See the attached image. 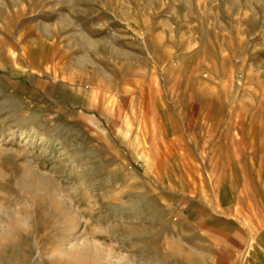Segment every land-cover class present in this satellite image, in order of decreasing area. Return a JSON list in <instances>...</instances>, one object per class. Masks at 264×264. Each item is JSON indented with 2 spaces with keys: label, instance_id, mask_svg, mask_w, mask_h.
I'll list each match as a JSON object with an SVG mask.
<instances>
[{
  "label": "rangeland",
  "instance_id": "obj_1",
  "mask_svg": "<svg viewBox=\"0 0 264 264\" xmlns=\"http://www.w3.org/2000/svg\"><path fill=\"white\" fill-rule=\"evenodd\" d=\"M263 226L264 0H0V264H240Z\"/></svg>",
  "mask_w": 264,
  "mask_h": 264
},
{
  "label": "crops",
  "instance_id": "obj_2",
  "mask_svg": "<svg viewBox=\"0 0 264 264\" xmlns=\"http://www.w3.org/2000/svg\"><path fill=\"white\" fill-rule=\"evenodd\" d=\"M104 102H106V100H104ZM94 103L98 106L97 98ZM89 107L93 108L92 106ZM108 109H110L109 101ZM120 118L121 116H117V119ZM240 264H264V226L258 231V234L254 237V240L249 243V246L245 250Z\"/></svg>",
  "mask_w": 264,
  "mask_h": 264
},
{
  "label": "bare ground",
  "instance_id": "obj_3",
  "mask_svg": "<svg viewBox=\"0 0 264 264\" xmlns=\"http://www.w3.org/2000/svg\"><path fill=\"white\" fill-rule=\"evenodd\" d=\"M103 101H104V100H103ZM22 132H23V131H22ZM22 132H21V134H22ZM57 197H58V196H57ZM57 197H56V198H57ZM60 199H61V198H60ZM75 225H76L75 222H72V225H71V228H70V229H71V230L75 229V227H76Z\"/></svg>",
  "mask_w": 264,
  "mask_h": 264
}]
</instances>
